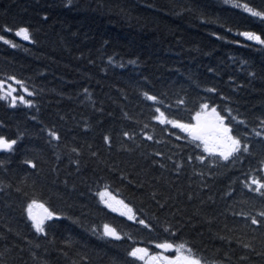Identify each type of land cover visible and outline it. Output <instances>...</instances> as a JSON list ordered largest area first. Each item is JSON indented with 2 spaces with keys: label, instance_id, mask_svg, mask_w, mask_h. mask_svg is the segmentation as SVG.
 Here are the masks:
<instances>
[{
  "label": "trees",
  "instance_id": "trees-1",
  "mask_svg": "<svg viewBox=\"0 0 264 264\" xmlns=\"http://www.w3.org/2000/svg\"><path fill=\"white\" fill-rule=\"evenodd\" d=\"M203 110L225 157L185 131ZM162 244L264 264V0H0V264Z\"/></svg>",
  "mask_w": 264,
  "mask_h": 264
},
{
  "label": "rangeland",
  "instance_id": "rangeland-1",
  "mask_svg": "<svg viewBox=\"0 0 264 264\" xmlns=\"http://www.w3.org/2000/svg\"><path fill=\"white\" fill-rule=\"evenodd\" d=\"M21 38H25V32L17 34ZM3 87V86H2ZM5 94L12 97V100L17 101L13 95L15 88L7 84L2 88ZM22 93V92H21ZM24 93H27L24 91ZM23 94V93H22ZM25 97V94H23ZM24 101V98H23ZM186 133L192 139H198L203 143L205 150L210 152H218L224 157L233 152L236 148V141L229 136L226 127L221 124L220 119L212 112L203 110L195 116L191 125L185 126ZM101 200L109 208L119 211L118 203L106 192L100 195ZM42 209L38 205L29 207V212L32 213L31 219L34 221V226L37 228L43 226L45 220L48 219L46 215L41 214ZM132 214L128 218H132ZM109 237L116 238L113 230H106ZM154 252L148 251L146 248L137 247L131 252V256L136 258L140 264H203L199 259H195L191 254H186L182 248L175 249L168 244L157 245L153 247ZM181 252V253H180Z\"/></svg>",
  "mask_w": 264,
  "mask_h": 264
}]
</instances>
